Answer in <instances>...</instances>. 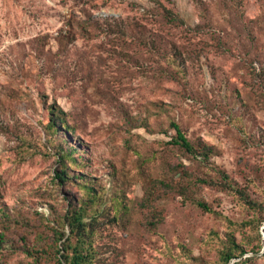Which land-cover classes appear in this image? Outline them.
I'll return each instance as SVG.
<instances>
[{"label":"rangeland","instance_id":"obj_1","mask_svg":"<svg viewBox=\"0 0 264 264\" xmlns=\"http://www.w3.org/2000/svg\"><path fill=\"white\" fill-rule=\"evenodd\" d=\"M170 11L183 26L163 25L161 14ZM215 37L225 47L215 50ZM170 48L182 57L168 58ZM263 67L264 0H0V213L7 206L28 221L10 236L18 244L26 233L34 248L51 207L64 204L46 133L48 108L57 104L90 152L88 170L105 187L102 208L117 184L124 200L138 204L149 178L172 162L204 180L199 197L218 213L176 195L164 204L158 234L146 233L139 215L125 231L106 232L116 261L178 264L186 247L215 264L212 236L249 214L235 191L216 187L222 173L236 190L264 200V94L256 77ZM171 119L215 156L204 162L171 145ZM260 231L264 245V222Z\"/></svg>","mask_w":264,"mask_h":264},{"label":"trees","instance_id":"obj_2","mask_svg":"<svg viewBox=\"0 0 264 264\" xmlns=\"http://www.w3.org/2000/svg\"><path fill=\"white\" fill-rule=\"evenodd\" d=\"M161 15L164 19L163 25L169 30L184 25L171 11ZM93 19L91 15L88 16L89 22ZM82 28L85 32L88 27L83 26ZM198 28L204 29V25L196 26V29ZM215 40L217 41L213 47L215 50H218V47H225L222 46L220 37H215ZM170 52L172 54H167L168 58L176 60L182 57L177 49L170 48ZM203 52H205L204 49L198 51V53ZM190 58L194 57L190 56ZM256 77L259 78L258 86L264 94V67L262 73H257ZM48 112L49 121L46 125V133L49 137L48 143L55 151L57 158L58 168L54 171V178L57 185L64 190V204L59 211H57L58 207L57 209L51 207L53 219L47 220L44 227L46 230L38 232L34 248L30 247L26 233L20 237L21 243L18 242V244L10 236L16 228L27 227L28 221L7 206L1 208L0 253L5 254V258L0 261V264H24L25 260L22 258L18 257L14 260V257L19 256L20 253L33 258L32 264H44L43 262H49L47 264H119L114 252L108 251L110 246L106 240L113 237L106 232L110 228L125 231L130 219L139 215L140 227L146 233L158 234L165 224L166 207L164 204L176 195L204 213L218 215L203 197H199L197 190L204 184V180L196 178L182 164L174 165L172 162L163 163L164 166L160 167L162 172L158 173L156 178H149L150 182L145 187L144 196L138 204L124 200L122 197L126 195V190L117 184L109 205L102 208L106 199L105 187L97 183L95 176L91 175L88 170L92 157L88 150L83 149L84 144L77 140L79 138L75 136L76 128L68 121L70 115L57 104L51 105ZM169 127L176 132L171 145L182 149L192 158L201 159L204 162L210 161L215 156L213 146L201 140L192 141L187 138L175 119L170 120ZM135 152L138 158L142 159V154ZM73 166L76 169H73ZM115 174L118 173L115 171ZM222 177V185L215 184L216 187L223 191H235L239 196V203L249 214L244 220L227 224L224 235L215 233L212 236L210 244H214V250L217 253L215 264H230L233 260L241 259L248 253L255 256L243 258L233 264H255L258 260L264 259V245L260 231L264 222V200L255 201L245 191L236 190L227 174L222 173ZM122 178L123 176H120V179ZM66 229L69 230L68 235ZM237 232L243 233L241 239L237 238ZM182 250L179 255L180 259L179 257L176 259L178 264H211L201 256L192 255L186 247H182ZM109 252L111 256L106 257L105 255ZM262 252L261 257L257 256Z\"/></svg>","mask_w":264,"mask_h":264},{"label":"water","instance_id":"obj_3","mask_svg":"<svg viewBox=\"0 0 264 264\" xmlns=\"http://www.w3.org/2000/svg\"><path fill=\"white\" fill-rule=\"evenodd\" d=\"M263 235H264V232H263ZM264 252V251H263ZM263 252L261 253V254H263ZM230 264H233V262L232 263H230Z\"/></svg>","mask_w":264,"mask_h":264}]
</instances>
